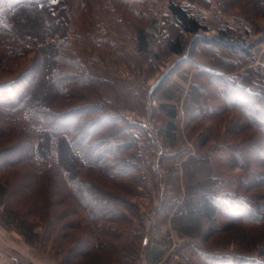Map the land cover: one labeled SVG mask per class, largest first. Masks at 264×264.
Segmentation results:
<instances>
[{"label": "rangeland", "instance_id": "obj_1", "mask_svg": "<svg viewBox=\"0 0 264 264\" xmlns=\"http://www.w3.org/2000/svg\"><path fill=\"white\" fill-rule=\"evenodd\" d=\"M13 1L0 0V24L6 26L15 5H29L25 2L56 3L58 9H64L57 18L67 17L66 36H48L46 39V42L58 44V71L66 74L63 86L71 88L53 102L51 110L61 113L85 104H97L99 112L79 118L110 116L120 122L106 127L104 135L114 134L118 128L129 125L137 139H133L135 146L124 152L117 154L119 151L113 147L103 160V166L81 168L80 176L92 184L89 190L80 189L81 195L65 180L55 155L49 167L41 166L38 161H28L8 170L7 176L12 183L26 174H31L28 182L33 178L29 188H18L12 198L8 197V190L5 194L0 189V237L11 239L12 244L20 240L23 247V253L15 249L18 247L13 248L15 244L11 248L12 264H145L144 256L148 255L149 249L162 241L167 246L163 252L165 258L159 264H204L195 254V246L206 254L221 256L222 260L232 258L240 264H264V142L260 150L247 151L246 159L249 157L252 161L248 176L240 168L228 169L226 160L221 162L217 153L212 154L210 163L185 161L186 157L190 158L187 156L190 150L199 152V135L205 127L213 128L211 145L215 146L222 141L226 127L236 117V113L231 112L222 121L193 123L186 112L192 83L206 84L207 78L214 80L209 74L211 71H234L231 76H239L242 72L258 69L264 74V41L253 49L250 59L230 56L228 61L238 63L231 65L224 62L227 58L223 57L229 55L222 50L215 53L212 46L204 45L192 48V34L185 35L188 52L184 56L170 53L159 36V42L150 41L153 52H159L156 58L141 54L137 36L140 31H145L156 37L164 23L171 21L169 0ZM180 1L210 27L206 35L216 34L220 27H229L231 32L251 42L258 40L264 31V6L259 1ZM22 18L26 31L41 34L48 29L45 13L27 11ZM40 46L17 56L10 54L5 43L0 41V83L18 78L32 66L38 73H43L44 69L50 71L53 63L48 58L53 51L51 47ZM189 49H192L191 53ZM44 84L39 93L43 103L52 96L49 81L45 80ZM165 100L178 107L173 136L166 133L168 116L160 108V103ZM56 128V134L60 133L61 126ZM252 133L260 138L259 132L252 130ZM11 142L12 137L1 131L0 150ZM26 155L27 152L22 151V158ZM133 158L139 163L134 165L135 171L118 178L110 176L109 165L116 166L124 159L131 164ZM72 167L78 168L73 163ZM2 175L0 173V178ZM215 177L228 181L232 190L239 186L237 180L244 178L240 196L249 198L253 212L260 216L234 219L229 214H219L212 233L207 234L210 225L205 223L203 234L189 236L187 245L183 241L176 247L173 244L177 239L157 234L158 225L151 220L150 214H170L173 206H179L191 192L187 179L209 178L208 182L215 184L218 182L212 180ZM87 193L92 196L89 198ZM100 201L105 203L106 212H113V215L106 213L110 215L105 219H92L90 214H105L97 207ZM117 214H120L119 220H116ZM122 214L136 218L129 223L124 221ZM109 229L115 232L110 233ZM174 236L178 238V234Z\"/></svg>", "mask_w": 264, "mask_h": 264}, {"label": "trees", "instance_id": "obj_2", "mask_svg": "<svg viewBox=\"0 0 264 264\" xmlns=\"http://www.w3.org/2000/svg\"><path fill=\"white\" fill-rule=\"evenodd\" d=\"M255 1L257 3L259 1L260 5L264 6V0ZM25 3L29 5L24 3L14 4L15 7L9 23H6V26L0 24V41L5 43L6 50L10 54L17 56L25 54V51L38 45H41L40 47H51L53 52L48 60L50 59L49 61L53 64L48 72L42 69L43 73H38L36 67L32 66L18 78L0 83V135L2 131L6 132L7 136L12 137L9 146L0 150V173L3 174V177L0 178V189L5 194L8 190V197L12 198L18 188H29L33 184V178L28 182L31 174L22 175L12 183L11 178L7 176L9 175L8 170L28 161H38L41 166L49 167L52 166L53 163L50 160L55 155L57 166L65 173V180L72 183L73 189L78 192V195H81L80 189L89 190L92 184L80 176V169L87 165L89 169L103 166V160L113 147L119 151L117 154L121 151L124 152L135 146L133 142L136 141L137 136L131 132L132 126L129 125L118 128L114 134L104 135L103 132L106 127L109 125L114 126V122L118 124L120 122V120H115L107 115L93 119L88 118V120L87 118H79L99 112L100 109L97 104L89 103L61 113L51 110L53 102L63 93L70 92L71 88L63 86L62 83L66 82L67 77L66 74L62 75L58 71V55H60L58 44L46 42V39L48 36L62 38L66 36L67 17L63 15L62 18H57V15L63 13L64 9H58L56 3L52 5L45 2L43 4H39V2ZM260 5L258 4L259 7ZM168 7L171 21L164 23L159 34L155 35L156 37L145 31L138 33L137 46L141 54L154 55L158 58L159 52H153L150 41L159 42L160 36L165 41L170 53L184 56L188 52V40L185 35L192 34L194 35L192 48L196 49L200 45L212 46L215 53H220V50H222L226 55H229L223 57L227 58V60H224L226 64L237 65L238 63L235 60L228 61V59H231V57H237L240 60L250 59L253 55V49L257 44L264 41V31H262L258 40L247 42L243 37L231 32L229 27H220L217 29L216 34L206 35L205 33L211 30L210 27L194 15L182 1L169 0ZM27 11L30 13L35 11L45 13L48 21V24H45L48 28L47 31L36 34L33 31L24 30L22 16ZM191 51L192 49H189V53ZM232 73L234 71H211L209 74L214 77V80L207 78L209 82L206 84H204L205 82L201 84L198 82L192 83V88L188 94L190 98L186 105V112L187 116L193 119V123L202 124L206 121H222L231 112H235L236 117L226 127L222 141L215 146L211 145L213 128L205 127L199 135L197 146L199 152L188 158L187 163H210L212 154L217 153L221 162L226 160L227 164L225 165L228 169L240 168L248 176L251 174L250 165L252 161L249 157L246 159L247 151L255 152V149H259L261 143L264 142V74H260L258 69L242 72L239 76H231ZM34 74L42 75L41 77H35ZM45 80L49 81V85H51L52 96L47 98L48 102L43 103L39 99V93H42ZM212 92H215V95L212 96ZM193 105H196V107L193 108ZM160 108L171 120L167 122L166 133L168 136H173L172 133L175 132L176 127L175 120L178 117V107L176 104L165 100L160 103ZM57 126H61V132L58 134H56ZM252 130L259 132V139L256 138L255 133L251 134ZM242 135L243 137L238 139ZM127 137H130L131 140L125 142L124 139ZM115 140H117L116 144L114 143ZM22 151L27 152L26 157L22 158ZM134 159L131 164L124 159L120 160V163H117L116 166L109 165L110 176L118 178L123 174L135 171L134 165L139 163H137V158L135 161ZM72 163L76 164L78 168H73ZM196 169L199 170L200 168ZM212 180L218 182H215V184L208 182L209 178L193 181L187 179V186L191 188V192L187 193L178 207L175 205L177 201L172 203L176 207L174 212L175 221L179 222L177 224L183 231L194 236L196 231L203 232V225L207 223L210 225L207 232L209 234V231L211 232L214 229L213 225H216L219 214H229L234 219L243 217L258 218L260 216V213L253 212L251 203L248 202L250 201L249 198L240 196L243 189L240 184L241 181L244 182V178L241 179L240 177L237 180L240 181V184L235 187V190L228 187V181H223L217 177L212 178ZM87 196L90 198L92 193L91 195L87 193ZM104 204L100 201L97 207L99 210L102 209L105 214H90L92 219H105L104 217H108L110 214L113 215V212H106ZM175 207L173 206L171 211ZM95 211L96 209H94ZM119 215H116V220H119ZM122 216L125 217L123 214ZM130 216H126L124 221L128 220L130 223L132 218H136L133 217L134 215ZM109 231L110 233L115 232L113 229H109ZM195 247V254L204 264H240L232 258L222 260L219 255L206 254L202 248Z\"/></svg>", "mask_w": 264, "mask_h": 264}, {"label": "crops", "instance_id": "obj_3", "mask_svg": "<svg viewBox=\"0 0 264 264\" xmlns=\"http://www.w3.org/2000/svg\"><path fill=\"white\" fill-rule=\"evenodd\" d=\"M167 122L170 120V118H167ZM171 121V120H170ZM201 152V151H200ZM197 154V151L195 150H190L187 156H193ZM187 158V157H186ZM185 158V160H187ZM183 200V199H182ZM178 206V205H177ZM176 210V207L173 209V211H171L170 214H150L149 216H151V220L154 221V224H157V231L160 236L163 235H168V237L172 236V238L174 237V239H177V242H175L173 244L174 247H176L177 245H181V243H183V241H186V244L188 243V241L186 240L187 237H193L192 235H189V233H186L185 231L182 230V228H180L177 224V221H175L174 218V212ZM148 216V217H149ZM159 221L156 222V221ZM147 228V227H146ZM194 236L196 235H200L201 233L203 234V232H194ZM174 234H178V238H176V236H174ZM157 235V236H159ZM17 242V243H16ZM14 244L15 246L13 247L14 244H12L11 239H6L1 238L0 237V264H12L13 262V255H10L11 252V248H15L18 249V251L22 252V242L20 240L16 241ZM165 242L162 241L161 244L156 246H151L152 248L149 249V253L148 255H145V264H152L151 261H153L154 263L157 261L158 263L155 264H159V262H161L162 258L164 259L165 257L163 256V252H165L166 249ZM10 247V248H8ZM12 248V249H13ZM184 246H182V250H183ZM179 250V249H178ZM165 254V253H164ZM147 256V257H146ZM148 257L150 258V262L148 261ZM176 257H178L176 255Z\"/></svg>", "mask_w": 264, "mask_h": 264}]
</instances>
